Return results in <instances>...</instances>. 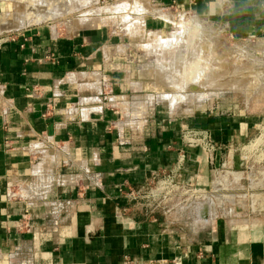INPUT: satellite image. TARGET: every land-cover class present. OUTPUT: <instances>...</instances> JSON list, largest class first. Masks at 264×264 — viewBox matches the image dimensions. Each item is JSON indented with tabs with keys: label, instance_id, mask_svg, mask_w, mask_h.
I'll return each mask as SVG.
<instances>
[{
	"label": "crops",
	"instance_id": "crops-1",
	"mask_svg": "<svg viewBox=\"0 0 264 264\" xmlns=\"http://www.w3.org/2000/svg\"><path fill=\"white\" fill-rule=\"evenodd\" d=\"M144 2L165 23L162 9L184 10L264 42V0ZM81 22L73 33L38 24L0 38V264H264V204L235 190V152L262 123L257 98L164 117L152 96L130 94L128 47ZM190 129L223 149L211 160L187 150L177 182L201 198L154 210L131 200L174 163Z\"/></svg>",
	"mask_w": 264,
	"mask_h": 264
},
{
	"label": "rangeland",
	"instance_id": "rangeland-1",
	"mask_svg": "<svg viewBox=\"0 0 264 264\" xmlns=\"http://www.w3.org/2000/svg\"><path fill=\"white\" fill-rule=\"evenodd\" d=\"M45 1L47 3L44 8L47 9L43 19L45 10L41 11L42 7L37 0H0V38L38 24L56 26L60 31L73 33L82 28L81 25L74 26L79 20L83 21L81 22L83 24L94 21L91 27L86 26L100 28L105 33L110 32L114 44L126 45L129 49L125 54L130 59V78L132 82L138 81L133 91H139L138 94H135L136 92H130V94L147 96L146 98L152 96L153 109H158L164 117L171 115L175 117L186 113L185 117L189 111L202 109L214 101L229 102L232 99L236 102L234 104L241 106L242 101L257 98L252 110L261 112L262 123L252 139L237 148L235 152V157L241 161V168L236 172L244 173L236 182L235 190L237 189L239 197L249 192L248 197L252 198V202L255 201L257 205L264 204L263 41L234 39L184 10L162 9V14L168 16L166 20L170 23H165L159 18L147 17L149 11L146 9L153 12V9L160 8L151 5V8L145 7V0H93V3L88 4H83L82 0ZM83 29L86 28L83 27ZM149 37L152 39L150 40ZM123 53L121 50L120 54ZM198 54L199 57H197ZM223 59L226 61L223 62ZM163 60L167 61V68L163 65ZM116 61L119 65H123V59ZM189 61L191 64L188 63ZM222 62L224 66L220 65ZM194 68L198 69V74L192 71ZM204 69L212 70L206 74ZM188 70L192 73L189 74ZM158 73H161L160 76H166L167 79H176L179 84L176 87L162 84ZM190 75L194 79L192 77L188 79L187 76L190 78ZM205 77L207 79H204ZM197 81H199L198 84ZM210 82L212 84H209ZM161 92L173 96L172 106L157 101L158 93Z\"/></svg>",
	"mask_w": 264,
	"mask_h": 264
},
{
	"label": "built area",
	"instance_id": "built-area-1",
	"mask_svg": "<svg viewBox=\"0 0 264 264\" xmlns=\"http://www.w3.org/2000/svg\"><path fill=\"white\" fill-rule=\"evenodd\" d=\"M189 149H200L210 157V160L223 150L210 139L206 131L190 129L183 132L182 144L177 149L174 163L167 169L152 173L150 182L139 189L131 190L129 198L141 203L148 210L165 207L173 200L185 202L188 199H200L201 195L198 192L177 182Z\"/></svg>",
	"mask_w": 264,
	"mask_h": 264
},
{
	"label": "bare ground",
	"instance_id": "bare-ground-1",
	"mask_svg": "<svg viewBox=\"0 0 264 264\" xmlns=\"http://www.w3.org/2000/svg\"><path fill=\"white\" fill-rule=\"evenodd\" d=\"M37 1H38V3H39V6L42 7V8H40L41 11H42V9H45V8L43 7L44 4H46V3H44V0H37ZM47 6H48V5H47ZM46 9H47V8H46ZM146 10H147V9H146ZM154 11H155V10H154ZM47 12H48V10H47ZM53 12H54V11H53ZM160 12H161V11H160ZM36 13H37V12H36ZM51 13H52V12H51ZM51 13H50V14H51ZM150 13H151V12H150ZM150 13H149L148 16H150ZM158 13H159V12H158ZM34 14H35V12H34ZM146 14H148V13H146ZM151 14H153V13H151ZM39 15H40V14H39ZM34 16H36V15H34ZM44 16H45V15H44ZM151 16H153V15H151ZM159 16H161V15H159ZM38 17H39V16H38ZM41 17H42V16H41ZM48 17H49V16L47 15V18H48ZM138 17H139V16H138ZM153 17H155V16H153ZM50 18H51V17H50ZM141 18H142V17H141ZM156 18H157V16H156ZM41 19H42V18H41ZM43 19H45V18H43ZM51 19H52V18H51ZM29 20H30V19H29ZM161 20H162V19H161ZM168 20H169V19H168ZM39 21H41V20H39ZM39 21H38V22H39ZM165 21H166V20H165ZM181 21H182V20H181ZM29 22H30V21H29ZM132 23H133V22H132ZM169 23H170V22H169ZM171 24H172V23H171ZM12 25H13V24H12ZM184 27H185V26H184ZM139 28H140V27H139ZM142 29H143V28H142ZM184 29H185V28H184ZM186 29H187V28H186ZM136 30H138V29H136ZM185 31H186V30H185ZM188 31H189V30H188ZM130 33H131V32H130ZM178 33H179V32H178ZM184 33H185V32H184ZM134 34H135V33H134ZM185 34H186V33H185ZM149 38H150V37H149ZM168 38H169V37H168ZM151 39H152V38H150V40H151ZM195 39H196V38H195ZM195 39H194V40H195ZM168 40H170V39H168ZM179 42H180V40H179ZM183 42H184V41H183ZM174 44H175V43H174ZM180 44H181V43H180ZM182 44H183V43H182ZM174 46H175V45H174ZM197 46H198V45H197ZM200 46H202V45H200ZM182 47L184 48L183 45H182ZM188 47H189V46H188ZM194 48H195V47H194ZM197 48H198V47H197ZM172 49H173V48H172ZM207 49H208V48H207ZM143 50H144V49H143ZM203 50H204V49H203ZM201 52H202V51H201ZM206 52H207V50H206ZM157 54H159V52H158ZM164 55H167V54H164ZM164 55H163V56H164ZM192 56L194 57V56H196V55H192ZM197 57H199V54L197 55ZM223 58H224V56H223ZM195 59H196V58H195ZM199 59H201V58H199ZM224 59H225V58H224ZM224 59H223V60H224ZM225 61H226V60H224L223 62H225ZM166 62H167V61H166ZM166 62L163 60V63H164L163 65H165V67H166ZM223 62H222V63H223ZM188 63H190V61H189ZM222 63H220V65L224 66V63H223V64H222ZM190 64H191V63H190ZM213 65H214V64H213ZM216 65H217V64H216ZM214 66H215V65H214ZM217 66H218V65H217ZM185 67H186V66H185ZM192 67H194V66L192 65ZM195 67L198 68V66H195ZM166 68H167V67H166ZM166 68H165V70H166ZM189 68H190V67H189ZM212 68H213V70H214V67H213V66H212ZM220 68H221V67H220ZM228 68H230V67H228ZM160 69H161L162 71L164 70V69H162V68H160ZM160 69H159V70H160ZM206 69H207V68H206ZM206 69H204V70H205V73L207 74V73H209L208 71H209L210 69H209V70H206ZM233 69H234V68H233ZM142 70H143V69H142ZM190 70H191V69H190ZM202 70H203V69H202ZM211 70H212V69H211ZM211 70H210V71H211ZM221 70L223 71L222 68H221ZM192 71H193V72L196 71L195 74H198V72H197L198 69H195V68H194V70H192ZM192 71H191V73H192ZM236 71H237V70H236ZM188 72H189V70H188ZM163 73H164V72H163ZM191 73L189 72V74H191ZM202 73H203V72H202ZM205 73H204V74H205ZM158 74H159V75H158V76H159L158 78L160 79V82H162V84H164V85H167V84H168V85H170V86H172V87H176V86L179 84L178 82H176V79H175V80H174L173 78H172V79H170V78L167 79V77L164 76V75H163V76H160L161 73H158ZM195 74H194V75H195ZM204 74H203V75H204ZM208 75H209V74H208ZM220 75H221V73H220ZM188 76H189V75H188ZM188 76H187L188 79H192V78L194 79V77H192L191 75H190V78H189ZM195 76H196V77H199V75H198V76L195 75ZM223 76H224V75H223ZM183 77H184V76H183ZM191 77H192V78H191ZM196 77H195V78H196ZM204 79H207V77H205ZM213 79H214V78H213ZM181 80H183V79H181ZM196 80H197V78H196ZM215 80H216V79H215ZM188 81L191 82L190 80H188ZM199 81H200V79H199ZM199 81H197L196 83L198 84ZM201 81H202V79H201ZM208 81H209V79H208ZM208 81H206V82H208ZM213 81H214V80H213ZM213 81H212V82H213ZM223 81H224V80H223ZM225 81H226V80H225ZM193 83H194V82H193ZM202 84H203V83H202ZM209 84H212V83L210 82ZM193 85H194V84H193ZM203 85L206 86V84H203ZM203 85H202V87H204ZM170 86H168V87H170ZM209 86H210V85H209ZM195 87H197V86H195ZM211 87H212V86H211ZM211 87H210V88H211ZM199 88H201V87H199ZM177 89H178V88H177ZM179 90H180V89H179ZM202 90H205V89L202 88ZM202 90H201V91H202ZM188 91H189V90H188ZM194 92H195V91H194ZM179 93L181 94V92H179ZM190 93H191V92H190ZM192 93H193V92H192ZM195 93H196V92H195ZM198 93H199V92H198ZM174 94H175V93H174ZM182 94H183V93H182ZM192 95H193V94H192ZM194 95H195V94H194ZM151 98H152V97H151ZM172 98H173L172 95L167 94V93H162V92H161V93H158L157 101H159V103H160V101H161V102H163V104L165 103L166 105L168 104V105H171V106H172V104H173L172 101H171ZM181 98H182V97H181ZM150 100H151V99H150ZM173 100H174V99H173ZM189 100H190V99H189ZM151 101H152V100H151ZM193 101H195V100H193ZM154 102H155V101H154ZM181 102H182V101H181ZM177 103H179V101H178ZM149 104L151 105V103H149ZM195 104H197V103H195Z\"/></svg>",
	"mask_w": 264,
	"mask_h": 264
},
{
	"label": "water",
	"instance_id": "water-1",
	"mask_svg": "<svg viewBox=\"0 0 264 264\" xmlns=\"http://www.w3.org/2000/svg\"><path fill=\"white\" fill-rule=\"evenodd\" d=\"M201 207L203 208V219L204 220H207L209 218V203L208 202H202L201 204Z\"/></svg>",
	"mask_w": 264,
	"mask_h": 264
}]
</instances>
